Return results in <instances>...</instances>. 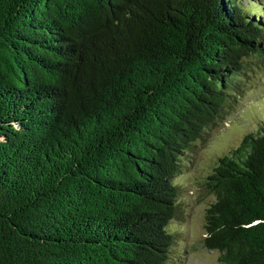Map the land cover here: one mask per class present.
Wrapping results in <instances>:
<instances>
[{
	"label": "trees",
	"instance_id": "trees-1",
	"mask_svg": "<svg viewBox=\"0 0 264 264\" xmlns=\"http://www.w3.org/2000/svg\"><path fill=\"white\" fill-rule=\"evenodd\" d=\"M252 60L264 0H0V264H167L181 161ZM205 187V248L264 264V127Z\"/></svg>",
	"mask_w": 264,
	"mask_h": 264
},
{
	"label": "rangeland",
	"instance_id": "rangeland-1",
	"mask_svg": "<svg viewBox=\"0 0 264 264\" xmlns=\"http://www.w3.org/2000/svg\"><path fill=\"white\" fill-rule=\"evenodd\" d=\"M252 61L254 64L241 76V90L232 92V106L225 118L204 133L181 161L182 172L175 180L180 188L181 218L169 226L176 243L167 264H218V252L203 243L206 209L215 199L207 192L205 181L218 158L235 148L247 133L264 127V62Z\"/></svg>",
	"mask_w": 264,
	"mask_h": 264
}]
</instances>
